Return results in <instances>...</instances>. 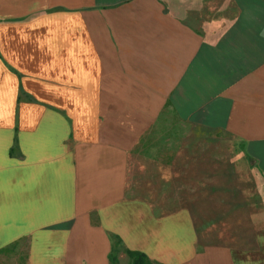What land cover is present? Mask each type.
<instances>
[{
  "label": "crops",
  "instance_id": "1",
  "mask_svg": "<svg viewBox=\"0 0 264 264\" xmlns=\"http://www.w3.org/2000/svg\"><path fill=\"white\" fill-rule=\"evenodd\" d=\"M169 113L229 134L264 190V0H0V255L264 264V212L241 245H199L187 210L130 194Z\"/></svg>",
  "mask_w": 264,
  "mask_h": 264
},
{
  "label": "rangeland",
  "instance_id": "2",
  "mask_svg": "<svg viewBox=\"0 0 264 264\" xmlns=\"http://www.w3.org/2000/svg\"><path fill=\"white\" fill-rule=\"evenodd\" d=\"M180 152L173 158L175 151ZM130 194L160 201L162 213L187 210L199 245H241L250 216L264 212V190L254 185L252 164L222 131L187 126L169 113L131 159ZM158 204V203H157ZM24 255L3 251L0 264H23Z\"/></svg>",
  "mask_w": 264,
  "mask_h": 264
},
{
  "label": "trees",
  "instance_id": "3",
  "mask_svg": "<svg viewBox=\"0 0 264 264\" xmlns=\"http://www.w3.org/2000/svg\"><path fill=\"white\" fill-rule=\"evenodd\" d=\"M127 257L130 259L131 264H149L146 257L139 253V252H126ZM110 264H115V258L113 256V253L108 256Z\"/></svg>",
  "mask_w": 264,
  "mask_h": 264
}]
</instances>
